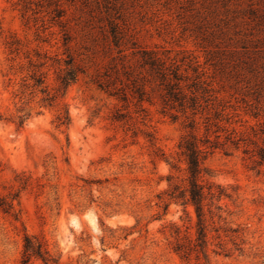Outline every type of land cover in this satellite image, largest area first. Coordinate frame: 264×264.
<instances>
[{"label":"rangeland","instance_id":"374dc122","mask_svg":"<svg viewBox=\"0 0 264 264\" xmlns=\"http://www.w3.org/2000/svg\"><path fill=\"white\" fill-rule=\"evenodd\" d=\"M56 4L84 72L48 105L39 92L21 93L25 70L10 68L6 41L62 53L61 28L40 27ZM109 22L203 81L209 100L197 136L207 119L210 139L235 142L204 160L206 178L230 194L219 224L237 229L236 245L222 237L229 254L211 253L209 264H264V163L254 162L264 147V0H0V200L12 204L0 206V264H22L24 233L45 240L49 264H182L174 246L187 224L183 207L171 201L165 210L161 197L185 174V118L162 112L154 95L142 121L132 103L97 87ZM45 81L55 86L53 70ZM63 105L70 122L57 127Z\"/></svg>","mask_w":264,"mask_h":264},{"label":"trees","instance_id":"16d2710c","mask_svg":"<svg viewBox=\"0 0 264 264\" xmlns=\"http://www.w3.org/2000/svg\"><path fill=\"white\" fill-rule=\"evenodd\" d=\"M47 14L49 24L46 25L42 17L40 27L42 32L54 25L61 28L62 53L51 55L49 50H41L40 46L30 53L28 49H23V43L14 36L6 41V47L10 62L16 61L13 64L16 66L11 65L10 68H16L20 72L25 70L21 76V93L39 92L42 95L41 100L51 105L63 96L67 86L76 80L78 73L84 72V68L75 62L72 54L70 43L74 37L67 20L63 19L65 11L56 4ZM108 24V59L101 67L102 70L95 75L94 83L127 107L132 103L142 121L148 114L143 102L151 103L154 95L158 97L162 112H170L172 119H176L179 114L184 116V126L188 130L181 136L178 148L185 163V174L182 183H168L161 200L165 210L171 201L178 202L183 207L187 224L183 231L180 229L174 246L182 264H209V254H229L222 237H229L228 240L236 245L237 229L223 228L219 224L222 209L220 200L228 198L230 194L223 186L206 178L210 173L204 166V160L220 146L235 142L230 135L221 140L219 133L210 139V123L207 119L204 120L205 135L197 136L196 116L205 108L202 102L209 100L206 96L207 89L202 86L203 81L198 80V76L190 79L187 69H183L182 64L175 58H170L165 52L140 45L119 24ZM53 33L49 32V35ZM37 38L41 42L49 43L48 37L41 38L37 34ZM20 58L25 60V64L17 61ZM50 70L54 73L53 88L45 81ZM121 116L122 112L117 109L112 120H118ZM55 119L57 127L69 125L70 118L65 105ZM255 155L254 162L264 163V147H259ZM0 206L6 211L12 208L11 203L2 200ZM189 208H192L193 214ZM228 231L233 234H228ZM31 258H39L45 264L55 262L48 252L45 240L24 233L21 263L29 264Z\"/></svg>","mask_w":264,"mask_h":264}]
</instances>
